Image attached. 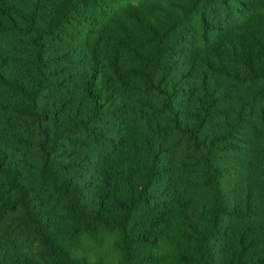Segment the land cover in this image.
I'll return each mask as SVG.
<instances>
[{
    "label": "trees",
    "instance_id": "trees-1",
    "mask_svg": "<svg viewBox=\"0 0 264 264\" xmlns=\"http://www.w3.org/2000/svg\"><path fill=\"white\" fill-rule=\"evenodd\" d=\"M0 264H264V0H0Z\"/></svg>",
    "mask_w": 264,
    "mask_h": 264
},
{
    "label": "rangeland",
    "instance_id": "rangeland-1",
    "mask_svg": "<svg viewBox=\"0 0 264 264\" xmlns=\"http://www.w3.org/2000/svg\"><path fill=\"white\" fill-rule=\"evenodd\" d=\"M239 90V92H237L235 89H231V91H232V93H238V94H240V95H242V96H248L249 95V92H250V90H249V88L248 87H241L240 89H238ZM258 102H260V103H262L263 102V98H261L260 100H258ZM233 103V102H232ZM227 104H229V102L227 103Z\"/></svg>",
    "mask_w": 264,
    "mask_h": 264
}]
</instances>
